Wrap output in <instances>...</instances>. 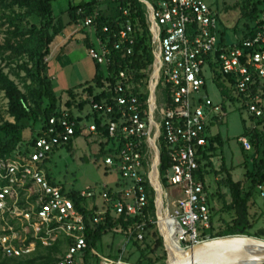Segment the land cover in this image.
I'll use <instances>...</instances> for the list:
<instances>
[{
	"label": "built area",
	"instance_id": "obj_1",
	"mask_svg": "<svg viewBox=\"0 0 264 264\" xmlns=\"http://www.w3.org/2000/svg\"><path fill=\"white\" fill-rule=\"evenodd\" d=\"M95 1L106 3L109 0ZM147 2L148 22L155 45V64L149 83L150 92L155 90L156 111L161 109L160 128L155 122V114L151 121L149 112V121L146 122L142 118V105L138 98L126 95L125 88H129L123 83L126 75L122 73L116 88L119 96L114 99L120 119L109 128L114 144L110 145L105 165L115 169L123 184L128 186L115 191V197L109 194L108 189L97 194L81 192L82 198L88 199V211L93 209L95 197L108 206L98 211L94 218L81 213L70 192L53 185L40 167L52 154L53 148L67 144L76 134V123L67 114H62L59 120H50L29 154L17 151L11 157L0 159V254L4 257H30L37 245L51 248L62 238L68 242L69 248L58 264H86L89 225L101 223L109 210L116 216L125 215L127 218L144 215L149 205L147 182L150 185L161 183V161L159 175L155 171L157 158L153 162L156 145L160 151L161 136L170 149L171 165L166 179L180 199L171 210L169 191L163 187L162 207L155 200L157 218L161 211L169 233L184 249L210 240L212 212L205 186L208 183L200 179L199 162L209 144L208 127L211 123L223 122L226 112L223 105H216L202 95L207 91V80L213 81L215 63L224 75L236 81L235 98L250 92L257 79L264 82V24L254 38L243 41L241 45L219 47V19L206 0ZM96 18H88L85 26L91 27ZM130 32V27L121 32V39L127 41ZM108 53L106 48L101 47V52L94 48L89 51V56L106 66L110 63ZM158 94L161 95L162 106H159ZM256 101L245 105L250 113L261 117L264 112L256 106ZM153 104L150 97V111ZM169 106L171 110L167 111ZM94 110L101 111L102 108L95 105ZM107 111L113 115L114 107L107 106ZM96 133L95 125L82 132L83 136ZM241 141L250 151L247 139L242 138ZM258 191L264 198V184L258 187ZM150 222L156 223L152 219ZM159 225L161 228V221ZM135 231L136 240L144 241L148 233L147 223L137 225ZM29 236L32 237L31 242ZM123 258L124 255L118 260H106L100 264H130Z\"/></svg>",
	"mask_w": 264,
	"mask_h": 264
},
{
	"label": "trees",
	"instance_id": "obj_2",
	"mask_svg": "<svg viewBox=\"0 0 264 264\" xmlns=\"http://www.w3.org/2000/svg\"><path fill=\"white\" fill-rule=\"evenodd\" d=\"M53 1H1L0 10L9 11V14L0 17V95L3 94L7 100V113L14 122H0V133L4 134L3 138L0 137V159L11 157L17 151L29 154L37 139L43 136V131L50 120L54 118L59 120L62 114H67L70 120L76 123V134L67 144L53 148L52 153L61 147L73 152L75 141L83 138L82 132L89 126L95 125L97 133L94 137L100 143V154L106 158L110 154V151L106 150L107 147L111 143L114 144L109 135V128L120 119L119 107L114 99L119 96L116 88L121 81L122 73L126 75V80L123 83L129 88H125L126 95L138 98L142 105V118L146 122L149 121L151 93L149 81L155 64V45L145 5L140 0H109L106 3L82 0L78 4L70 5L69 24H84L85 26L88 18L97 17L91 28L94 30V35L101 44L100 46L109 51L107 58L110 63L102 66L94 61L96 65L94 79L67 91L68 99L63 103L62 97L57 94L54 81L50 77L48 58L51 55V46L63 34L67 24L54 16ZM213 7L211 5L212 11L219 19V47L233 45L228 44L226 32L222 30L223 23L220 20V13ZM260 7L261 4L256 3L252 10L247 6L241 10L242 16L239 22L244 21L245 23L242 28H239V24L234 28L235 34L242 32L240 39L234 44L239 46L243 41L256 36L259 28L264 24V8ZM33 20H36L37 24ZM128 27L131 28V32L128 33V40L125 41L121 39L120 34ZM2 36L3 40L1 41ZM86 47L88 51L95 48L88 38ZM215 57L217 59V56ZM211 61L213 60L211 59ZM3 64L6 65L3 66ZM13 65H16V68H12L11 73H6L5 68H11ZM212 70L214 73L213 82L221 91L224 99V111L227 113V103L230 104V107L236 106L237 103H243L240 110L248 114L250 124L246 120L242 121L244 128L242 138L247 139L251 150L247 151L241 143L245 158V181L235 182L232 176L233 171L228 168L224 158L220 171H217L213 163L214 158L218 156L219 149L223 147V140L220 135H212V130L223 122H214L208 127L209 144L205 147L199 162V176L204 183H208V178L212 176L221 177V180L217 181V192L225 189L231 199L230 204L225 203L223 210L216 211L214 202L218 194H216L217 192L211 194L210 185H205L212 212V230L209 238L252 236L249 231L254 229L259 220L264 217L258 212H253L256 209L254 197L259 193L258 187L264 184V114L257 117L250 113L245 103L253 102L255 104L259 97L256 106L264 112V82L257 79L250 92L235 98L236 81L224 75L216 63L213 64ZM12 74L20 80L23 89L11 78ZM95 105H99L102 110L95 111ZM110 105L114 107L113 115L108 114L107 111V106ZM166 110H171V107L169 106ZM35 128L40 130L37 134H35ZM160 152L161 183L164 189L169 191L171 187L166 175L171 165L170 149L163 136L160 139ZM49 158L40 165L42 169L45 168ZM46 174L53 185H59L48 172ZM146 178L148 181V177ZM127 186L123 184L121 187ZM146 188L149 205L143 216L127 218L125 215H113L109 210L101 223L88 226L89 249L85 257L86 264L101 263L96 250L104 237L110 234L125 236L132 244L133 250L127 258V263L138 254L139 258L134 261L135 264H166L165 255L163 257L156 256L158 249H163V239L160 237V231H157L156 225L150 222V219H154L156 222V193L150 182H147ZM108 192L115 197L114 190H108ZM70 197L75 201L77 209L88 218L96 217L98 211L108 207L105 203L98 204L95 197L94 207L88 211V199L82 198L81 192L71 191ZM220 213L229 214L231 220H222L223 226L216 230L214 216ZM143 223H147L148 232L153 228L157 231L153 234L154 246L146 245L145 247L141 244L146 242L147 235L142 242L136 240L135 227ZM263 234L264 232L261 231L254 237L263 239ZM63 243L64 241L61 240L57 246L46 250L39 248V252L32 257L14 259L0 254V264H58L57 254L61 252ZM123 253L121 251L116 260Z\"/></svg>",
	"mask_w": 264,
	"mask_h": 264
},
{
	"label": "rangeland",
	"instance_id": "obj_3",
	"mask_svg": "<svg viewBox=\"0 0 264 264\" xmlns=\"http://www.w3.org/2000/svg\"><path fill=\"white\" fill-rule=\"evenodd\" d=\"M0 0V5H1ZM82 0H54L53 1V11L54 16L57 19H62L64 24H67L66 31H64L58 39L55 40L54 44L51 46V55L48 58L49 62V74L54 81L55 90L57 94L62 97L63 103L68 99L67 91L70 89H75L81 85L91 82L96 74V65L94 61L89 56V51L86 47L87 34H89V39L91 43L95 46L98 52H101V47L97 41L94 30L91 27L84 26V24L74 25L69 24L70 18L68 15V10L71 4H78ZM207 3L215 10H218L220 13V20L223 23L222 30L226 32V40L228 44L236 43L241 37V31L238 34H235L234 28L239 24V28H242L244 21L239 22L242 14L241 10L247 6L250 10L254 8L256 3H260L261 7L264 8V0H206ZM8 15L9 11L0 10V17L3 15ZM5 17V16H4ZM37 24L36 20H33ZM69 28V29H68ZM69 32H68V30ZM71 32H76V35H72ZM69 37L71 45L57 55L58 51L57 42L64 39V37ZM65 38V39H66ZM3 40V36L1 41ZM6 64H3L5 66ZM16 68V65H13L11 68L6 67V73H11V69ZM11 78L15 80L23 89V85L20 80L11 75ZM203 97H209L216 105L224 106V99L221 91L218 89L217 85L210 79L207 80V91L203 93ZM159 106H162L161 95L158 94ZM227 113L222 124L216 126L212 130V135H220L223 140V147L219 149L218 156L214 158L213 163L217 169L220 171L222 166V159H225L226 165L228 168L232 169V176L235 182H244L245 181V158L243 156L242 150V137L244 133L243 120H246L249 123L248 114L242 112L240 103H237L236 106L230 107V104H226ZM8 102L5 99L4 95H0V122H14V120L8 115ZM161 109L158 108L155 113V122L158 123L160 128L159 115ZM37 134L40 130L35 128ZM154 133H156L154 131ZM0 137H4V134L0 133ZM108 152L111 150V146L106 149ZM156 153L153 154V162L156 161ZM105 157L100 154V143L97 142L94 135L92 136H83V138L75 141L73 146V152H69L66 148H59L58 151L52 153L49 161L46 163L44 168L45 173H49L51 177L55 180L58 186L65 190L66 193L71 191L79 192H91L94 194L99 193L104 189L118 191L121 190L123 185V179L120 174L115 169H109L105 165ZM251 161V159H249ZM208 185H210V193H216L218 191V182L221 180V177H210L208 178ZM156 181V180H155ZM152 188L155 190V187L152 185ZM156 193V191H155ZM218 196L214 202V207L216 211L223 210L225 203L230 204L231 199L229 193L225 189H221L220 192H217ZM224 197V198H223ZM157 199V194L155 196ZM180 199L177 191L175 189L169 190V202L171 210L174 209L176 202ZM99 204L103 203V200L97 198ZM254 202L256 204V209L253 212H258L259 215H264V198L260 196L259 193L254 197ZM252 214L254 215V213ZM113 214V213H112ZM114 215V214H113ZM162 216L156 217V227L159 232L160 237L163 239V249L159 248L156 256L163 257L166 256L167 260L169 259V250H168V239L165 228V223L160 218ZM161 220H160V219ZM154 221V219H152ZM222 220L230 221L231 217L227 213H220L214 216V227L219 230L223 226ZM161 221V228L159 225ZM155 228L147 233L146 242L141 243L142 245H153L155 239L153 234L157 232ZM261 231L264 232V217L259 220L255 225L254 229L249 231L253 237L258 235ZM163 233V234H162ZM33 235V234H32ZM165 237H164V236ZM264 235V234H263ZM34 236V235H33ZM30 242L32 237L29 236ZM62 238L59 240V242ZM264 240V237H263ZM64 241V240H62ZM58 242V243H59ZM58 243L55 245L57 246ZM55 246H50L54 248ZM36 247V245H35ZM41 250H46L47 248L37 245L36 250L30 255L34 256ZM69 248L68 243L64 242L61 248V252L57 254L58 259H62ZM133 250V246L129 243L128 239L122 235H107L104 237L101 244L98 245L96 253L98 254L100 260L106 261L105 257H108L111 260H116V257L120 255V252H124V260L127 261L130 253ZM139 255L136 256L129 262L130 264H135V260L138 259ZM154 256V257H156ZM167 263V262H166Z\"/></svg>",
	"mask_w": 264,
	"mask_h": 264
},
{
	"label": "water",
	"instance_id": "obj_4",
	"mask_svg": "<svg viewBox=\"0 0 264 264\" xmlns=\"http://www.w3.org/2000/svg\"><path fill=\"white\" fill-rule=\"evenodd\" d=\"M140 2L147 9L149 8L147 0H140ZM150 95L154 103L150 111V119L153 121L156 111L155 90ZM155 151L157 156L155 171L159 175L158 166L161 155L157 145ZM153 186L157 190V202L161 204L163 186L159 181ZM158 216H161V211H159ZM179 248L181 254L172 260L169 256L166 264H264V240L252 236L237 235L214 238L190 248L184 249L180 245Z\"/></svg>",
	"mask_w": 264,
	"mask_h": 264
},
{
	"label": "bare ground",
	"instance_id": "obj_5",
	"mask_svg": "<svg viewBox=\"0 0 264 264\" xmlns=\"http://www.w3.org/2000/svg\"><path fill=\"white\" fill-rule=\"evenodd\" d=\"M155 178H156V174H155ZM157 180V179H156ZM160 206V205H159ZM162 207V204H161ZM160 207V208H161ZM162 217H160L162 219V221L165 223V228H166V233H167V241H168V250H169V256L170 259H174L177 256H179L181 254V250L179 248V244L178 241L176 240V238L173 236V234L169 233L168 229H167V222L164 218V215L161 214ZM160 219V220H161Z\"/></svg>",
	"mask_w": 264,
	"mask_h": 264
},
{
	"label": "crops",
	"instance_id": "obj_6",
	"mask_svg": "<svg viewBox=\"0 0 264 264\" xmlns=\"http://www.w3.org/2000/svg\"><path fill=\"white\" fill-rule=\"evenodd\" d=\"M69 29V28H68ZM67 29V30H68ZM66 31V30H65ZM68 32H69V30H68ZM64 34V33H63ZM71 34L74 36V35H76V32H71ZM89 34H87V38L89 39V36H88ZM69 37H71V35H69L67 38L66 37H64V39H62L61 41H59V42H57V48H56V51H58V53H57V55H59L61 52H64V50L65 49H67L70 45H71V43L72 42H70V38ZM66 38V39H65ZM58 39V38H57ZM90 40V39H89ZM91 42V41H90ZM118 257V256H117ZM121 257V256H120ZM105 259H107V260H110V261H112L111 259H109L108 257H105ZM101 262H102V260H101Z\"/></svg>",
	"mask_w": 264,
	"mask_h": 264
}]
</instances>
